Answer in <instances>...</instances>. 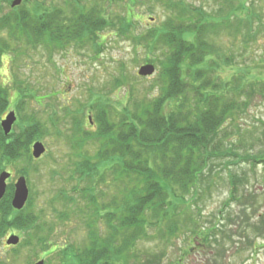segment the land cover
<instances>
[{"label":"trees","instance_id":"trees-1","mask_svg":"<svg viewBox=\"0 0 264 264\" xmlns=\"http://www.w3.org/2000/svg\"><path fill=\"white\" fill-rule=\"evenodd\" d=\"M103 1L109 8L95 0H75L65 10L47 7L43 12V6H37L0 17V34L6 31L11 43L53 52L72 45L95 48L104 29L131 30L136 3L141 6L144 1L150 13L156 7L167 13L159 26L132 39L136 48L146 52L143 63L160 68L157 94L137 100L132 92L127 105L120 108L95 95L93 127L87 120L90 129L85 112L77 115L65 110L63 120L71 118L72 126L67 141L82 157L72 172L78 182L76 196L64 192L48 205L58 218L55 222L44 219V214H33L31 199L25 209L15 211L11 204L14 188L9 187L0 203V239L8 229L25 232L27 248L56 255L58 264H161L164 254L141 256L135 252L138 243L159 239L168 246L181 234L192 235L190 242L202 246L219 243L220 234L224 243V238L230 239L226 226L200 225L201 209L191 199L204 193L203 183L206 190L211 188V165L216 160H236L226 162L231 166L249 163L252 171L264 164V151L241 157L234 151L235 144L226 147L221 139L235 116L248 111L255 91L264 95V79L252 82L240 72L234 74L231 59L219 47L221 51H216L214 40L222 34L245 43L256 40L264 26L261 16L254 2L243 0H206L219 6L212 14L177 0ZM118 4L124 5L123 17L112 14ZM0 47V58L11 49L1 41ZM227 70L230 75L223 79ZM122 81L117 80V86ZM9 108V89L0 77V170L22 157L32 161V145L43 136V126L30 122L6 137L1 121ZM92 146L96 152L84 154ZM242 180L230 176V197L221 213L241 202ZM57 201L65 211L58 210ZM221 216L222 222L231 221L226 214ZM75 220L87 231L86 240L81 246L71 243L69 248H60L53 236L60 226Z\"/></svg>","mask_w":264,"mask_h":264},{"label":"rangeland","instance_id":"rangeland-1","mask_svg":"<svg viewBox=\"0 0 264 264\" xmlns=\"http://www.w3.org/2000/svg\"><path fill=\"white\" fill-rule=\"evenodd\" d=\"M81 1L79 0L80 3ZM177 1L193 3L195 7H202L209 14L219 7L214 3L209 5L206 0ZM243 1H247V4L254 2L264 23V0ZM13 2L14 0H0V17L10 13L13 16L14 12L24 8L33 11L37 6H43V12L47 7L65 10L69 2L71 6L77 3L75 0H24L21 6L12 8ZM95 3L101 6L104 1L95 0ZM143 3L141 6L136 3L132 8L134 18L131 30L119 33L104 29L99 32L101 38L95 48L86 46L84 49H77L72 45L52 52L43 47L32 49L25 43L13 44L6 31L0 34L2 44L8 43L11 47L10 51H5L0 58L1 83L9 89L10 96V108L2 119L5 120L10 112L15 113L17 120L11 133L20 131L24 123L38 122L43 126V136L39 142L44 144L46 153L38 160L19 158L15 163L6 164V167L0 170V175L3 172L11 175L7 181L8 190L9 187L14 188L20 177L26 179L29 199L33 202L29 210L33 214H44V219L58 222L57 216L48 205L64 192L76 196L75 187L78 182L76 177L73 178L72 172L82 157L76 155L77 150L67 141V137L71 138L72 126L71 118L63 120L65 110L77 115L80 114L79 111L85 112L84 121L90 129L87 120L88 116L94 115L91 104L97 99L109 101L115 108H120V105H127V98L132 92L137 100L157 94L155 81L160 68L154 65L156 73L152 77L143 78L138 75L139 69L146 65L143 63L146 52L136 48L132 39L148 29L159 26L166 20L167 13L160 7L150 13L148 6ZM106 5L104 3L103 7L109 8ZM124 13L126 11L122 4L115 5L112 9L114 17H123ZM214 44L217 45L216 51L222 50L223 54L231 59L229 64L235 66L234 74L240 72L252 82L255 78L264 79V26L257 39L249 43L242 39L233 40L222 34L214 40ZM229 72L224 71L223 79L230 75ZM120 79H123V84L117 86V80ZM251 101L248 111L237 114L234 122H230L221 135L224 146L235 144L234 151L241 157L257 155L264 151V95L256 90ZM56 119H59V123ZM9 135L5 134L6 137ZM93 152H96L95 146L86 147L84 150V154L93 155ZM227 161L236 160L212 162L211 188L206 190L207 187L203 183L204 193L190 199L201 209L203 220L200 225L207 228L211 227L212 223L226 226L224 230L230 239L224 238L223 243L219 234V243L202 246L200 242H190L192 235L181 234L168 246H164L159 239L143 240L138 243L135 252L141 256L156 254L162 257L164 254L161 264H264V164L257 165L252 171L249 163L241 162L231 166L226 164ZM231 175L243 179L239 184L238 194L242 200L233 203L221 213L230 197ZM108 193L110 195L111 191ZM57 205L58 210L65 211L61 206L62 202L57 201ZM222 214L223 218L226 214L231 221L226 219L222 222ZM75 221L60 226L56 238L53 236L55 243L61 245L60 248H69L71 243L81 246L86 240L87 231L81 222ZM11 235L19 237L20 243L17 246L6 244ZM187 236L189 237L186 239ZM25 240L27 233L8 229L0 239V259L6 258L1 264H36L41 260L45 261V264H58L56 255L51 257L40 249L27 248ZM13 250L19 252L15 253Z\"/></svg>","mask_w":264,"mask_h":264},{"label":"water","instance_id":"water-1","mask_svg":"<svg viewBox=\"0 0 264 264\" xmlns=\"http://www.w3.org/2000/svg\"><path fill=\"white\" fill-rule=\"evenodd\" d=\"M24 0H14L12 3V8H16L22 5ZM155 67L153 65H145L142 66L138 72L140 77H151L155 74ZM17 118L14 112H11L6 120L2 122V128L6 135H9L12 131V127L15 124ZM90 122L92 118H89ZM46 153V148L43 143L36 142L32 148V156L34 159H40ZM11 177V175L7 172H3L0 175V202L6 195L8 184L7 181ZM29 199V188L27 186V181L24 177H20L16 184H15V192L12 199V207L17 210L21 211L25 208ZM20 243L19 237L13 235L7 240L8 246H17ZM36 264H44V261H40Z\"/></svg>","mask_w":264,"mask_h":264}]
</instances>
